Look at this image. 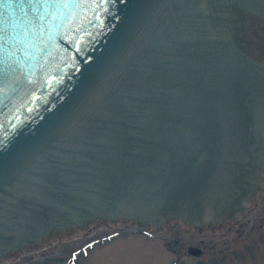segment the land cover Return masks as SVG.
<instances>
[{
    "label": "bare ground",
    "instance_id": "1",
    "mask_svg": "<svg viewBox=\"0 0 264 264\" xmlns=\"http://www.w3.org/2000/svg\"><path fill=\"white\" fill-rule=\"evenodd\" d=\"M189 1L209 11L215 29L218 20L232 25L240 7L264 13V0ZM195 16L164 29L152 49L149 74L137 75L150 76L137 113H122L135 94L122 91L118 115L103 113L74 141L63 133L0 187V255L92 217L203 224L247 206L264 185V63L239 55Z\"/></svg>",
    "mask_w": 264,
    "mask_h": 264
},
{
    "label": "water",
    "instance_id": "2",
    "mask_svg": "<svg viewBox=\"0 0 264 264\" xmlns=\"http://www.w3.org/2000/svg\"><path fill=\"white\" fill-rule=\"evenodd\" d=\"M157 2L0 0V182L47 149L108 87Z\"/></svg>",
    "mask_w": 264,
    "mask_h": 264
},
{
    "label": "rangeland",
    "instance_id": "3",
    "mask_svg": "<svg viewBox=\"0 0 264 264\" xmlns=\"http://www.w3.org/2000/svg\"><path fill=\"white\" fill-rule=\"evenodd\" d=\"M196 5L189 0H158L129 56L96 99L92 108L97 107V112L91 115V108L84 113L83 118V115L80 117L79 122L71 125L65 131L68 132V140L83 137L89 122L103 117V113L118 115V112L113 111V103L116 95L122 91L133 90L135 93L131 103L124 105L126 110L122 113L134 112L140 99L146 97V81L150 78L148 75L140 79L137 75L149 74L152 49L163 40L164 29L175 30V23L184 25L194 19L198 22L194 14L200 13L202 19L199 25L216 30L215 35L219 38L228 39L227 20H218L215 29L210 25L212 18L208 15L209 11L206 13ZM180 13H184L182 20L178 16ZM257 33L260 35L256 40L264 37L263 29ZM258 50L251 57L264 62L256 57L259 55ZM152 59L156 61L157 58ZM131 72L136 76L131 75ZM125 81L130 84L126 86ZM138 113L142 114L143 110ZM108 122L105 121L104 125ZM12 175L1 181L0 187L15 181ZM190 246L199 247L201 253H188ZM0 264H264V185L253 190L247 206L232 219L202 224L171 216L162 219L158 225H152L134 217H92L71 227L49 229L37 242L0 255Z\"/></svg>",
    "mask_w": 264,
    "mask_h": 264
},
{
    "label": "flooded vegetation",
    "instance_id": "4",
    "mask_svg": "<svg viewBox=\"0 0 264 264\" xmlns=\"http://www.w3.org/2000/svg\"><path fill=\"white\" fill-rule=\"evenodd\" d=\"M261 29L264 31V14L259 15L245 11L239 15L237 29L235 31L230 30V35L232 41L244 53L254 57L253 52L259 49V55L256 57L264 60V37L262 36L261 39L256 40L260 35L257 31Z\"/></svg>",
    "mask_w": 264,
    "mask_h": 264
},
{
    "label": "snow or ice",
    "instance_id": "5",
    "mask_svg": "<svg viewBox=\"0 0 264 264\" xmlns=\"http://www.w3.org/2000/svg\"><path fill=\"white\" fill-rule=\"evenodd\" d=\"M3 146V141H0V147H2Z\"/></svg>",
    "mask_w": 264,
    "mask_h": 264
}]
</instances>
